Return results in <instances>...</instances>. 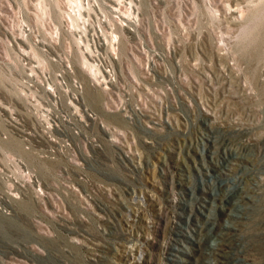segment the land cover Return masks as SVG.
<instances>
[{
    "label": "rangeland",
    "instance_id": "obj_1",
    "mask_svg": "<svg viewBox=\"0 0 264 264\" xmlns=\"http://www.w3.org/2000/svg\"><path fill=\"white\" fill-rule=\"evenodd\" d=\"M40 1L0 0V61L14 55L8 43L19 40L23 19L35 26L52 16L61 19L53 0ZM93 1L106 16L105 26L118 30L122 72L147 110L146 124L105 112L102 94L90 90L100 115L116 127L118 143L105 134L99 170L74 175L78 188H52L50 214L34 221L31 206L24 203L19 218L0 216V264H194L197 247L188 235L197 218L192 190L207 196L197 188L198 170L207 159L210 163L203 154L214 149L215 161H222L224 147L230 148L221 123L243 120L241 135L228 133L249 137L256 150L262 147L255 162L264 165V0ZM46 7L53 9L50 15ZM211 135L216 145L209 148ZM9 146L43 177L53 178L56 162L24 151L19 141ZM176 220L186 229L178 235L183 250L174 256L168 251ZM263 224L264 199L237 230L239 243L246 238L243 253L252 250L249 262L254 264H264ZM215 226L206 228L204 240ZM132 235L139 243L130 242Z\"/></svg>",
    "mask_w": 264,
    "mask_h": 264
},
{
    "label": "built area",
    "instance_id": "obj_2",
    "mask_svg": "<svg viewBox=\"0 0 264 264\" xmlns=\"http://www.w3.org/2000/svg\"><path fill=\"white\" fill-rule=\"evenodd\" d=\"M62 10L61 19L52 16L39 26L23 19L19 40L8 43L14 55L0 61L2 217L19 218L24 203L31 206L34 221L41 213L50 214L52 188H78L74 175L99 170L105 134L118 143L116 127L100 115L89 88L102 94L105 112L131 124H146L147 110L135 98L131 78L122 72L118 30L105 26L99 4L67 0ZM137 22L134 16L131 25ZM11 140L19 141L24 151L56 162L53 178L31 167L9 146Z\"/></svg>",
    "mask_w": 264,
    "mask_h": 264
},
{
    "label": "bare ground",
    "instance_id": "obj_3",
    "mask_svg": "<svg viewBox=\"0 0 264 264\" xmlns=\"http://www.w3.org/2000/svg\"><path fill=\"white\" fill-rule=\"evenodd\" d=\"M40 2H42V0ZM66 2L67 0H53L51 2V5L55 10L58 9L59 11H61V13H63L64 11L62 10V7ZM45 10V14L50 15L53 9L51 10L50 8L46 7ZM61 16L62 14H60V17ZM90 90L91 89L89 88L88 96L90 94ZM205 120L208 123V120ZM221 125L223 134L227 141L226 144L230 148L227 149L226 146L224 147L222 161H215L214 154L216 152L213 151L214 149H209L207 154H203L202 158L205 159V156H207L210 159V163L207 159V162H204V166L198 170V180L200 181L199 183L201 185L197 188H199L200 192H204L207 196L200 197L196 195V192L194 190H192L194 194H192L194 196L192 198L194 199L192 210H194L197 216V218L195 219L196 228H193V233L190 230L188 231L190 239H192V241L196 243L197 247L196 251L193 252L192 258L194 259V264H254L253 262H249V260L252 261V256H254L253 252H251L252 250L246 251V249L248 248L247 247L245 249L246 252L244 255L243 247L246 242V238H243L244 240L239 243L237 230H241V224L251 219L252 214L256 211V209H260L262 201L264 199V165L260 166L259 162H257L258 160L255 162L260 152H262V147H259L258 150H256L249 137L233 138V136L230 134L231 132H235L241 135L242 132L246 130V123L243 120L240 121L237 120V118H231L226 125L223 123H221ZM229 131L230 133H228ZM211 137L212 138L209 139L210 143L208 144L209 148L212 147V144L216 145L214 136L211 135ZM221 141H223V139ZM222 143H224V141ZM233 144H240L243 148L245 147L244 151H242L240 148V150L242 151L241 153L234 152L231 148ZM262 158H264V154ZM31 160L32 162H34L33 158H31ZM42 167L44 166L41 165V168ZM231 172H233V175L229 178H220L223 173L231 174ZM236 173L240 174L238 175L239 177L235 175ZM180 184L184 183L180 182ZM213 186L217 188H214ZM174 215L176 217H179L181 213L175 211ZM188 222L191 223L190 220H188ZM176 223L177 225H174L172 238L175 242H171L172 244L168 251L170 255L174 256L177 255L176 250H183V247L179 246L178 235L185 234L184 231L186 229L180 220H176ZM215 224H217V227L215 226L216 228L214 229V231H212L209 239L204 240L203 236L206 234V228L212 229ZM261 231H264V224L260 232ZM257 238L258 237H256V239ZM128 239L133 244L139 243V238L136 236L133 237L132 235L128 237ZM261 245L262 247H264V243ZM258 247H260V244H258ZM253 249H256V247Z\"/></svg>",
    "mask_w": 264,
    "mask_h": 264
}]
</instances>
